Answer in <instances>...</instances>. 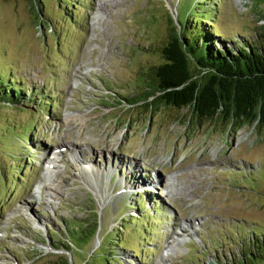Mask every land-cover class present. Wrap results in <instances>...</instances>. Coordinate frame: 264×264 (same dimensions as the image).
Segmentation results:
<instances>
[{"label":"rangeland","instance_id":"obj_1","mask_svg":"<svg viewBox=\"0 0 264 264\" xmlns=\"http://www.w3.org/2000/svg\"><path fill=\"white\" fill-rule=\"evenodd\" d=\"M191 1L0 0V85L25 92L0 100V264H243L261 246L264 126L123 98L156 84ZM209 1L220 42L262 40L264 0Z\"/></svg>","mask_w":264,"mask_h":264},{"label":"trees","instance_id":"obj_2","mask_svg":"<svg viewBox=\"0 0 264 264\" xmlns=\"http://www.w3.org/2000/svg\"><path fill=\"white\" fill-rule=\"evenodd\" d=\"M216 6L209 0H192L187 9L179 10L176 21L181 28L174 25L168 42L161 48L164 61L152 71L156 84L142 91L143 98L123 96L128 104L134 106L142 102L152 112H160L165 105L179 109L188 107L191 114H198L200 120L220 121L236 131L246 125L264 126V33L260 35L261 41L251 40L250 43L234 39V46L228 47L213 31ZM22 90V87L1 84L0 100L19 103L25 93ZM137 205L141 209L145 207L143 201ZM86 226L71 223L68 230L72 241L77 244L86 241L82 238ZM91 226V235L94 236L100 227L99 220L96 219ZM147 230L151 231L152 227L148 226ZM254 238L262 244L253 246L250 240L248 248H253L255 253H246L247 260L264 256V232L255 233ZM118 246L128 249L125 244L119 243ZM67 249H72L69 244ZM105 250L97 254L95 262L114 264L116 259L107 258ZM111 253L115 256L114 252ZM245 258L240 259L243 264L247 262Z\"/></svg>","mask_w":264,"mask_h":264},{"label":"bare ground","instance_id":"obj_3","mask_svg":"<svg viewBox=\"0 0 264 264\" xmlns=\"http://www.w3.org/2000/svg\"><path fill=\"white\" fill-rule=\"evenodd\" d=\"M78 156H80V155H78ZM77 159H80V157H77Z\"/></svg>","mask_w":264,"mask_h":264}]
</instances>
